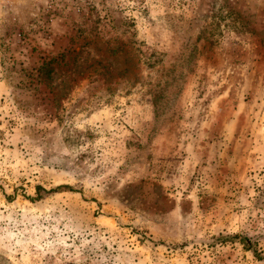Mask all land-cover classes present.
I'll return each mask as SVG.
<instances>
[{
  "label": "rangeland",
  "instance_id": "1",
  "mask_svg": "<svg viewBox=\"0 0 264 264\" xmlns=\"http://www.w3.org/2000/svg\"><path fill=\"white\" fill-rule=\"evenodd\" d=\"M0 264H264V0H0Z\"/></svg>",
  "mask_w": 264,
  "mask_h": 264
},
{
  "label": "trees",
  "instance_id": "2",
  "mask_svg": "<svg viewBox=\"0 0 264 264\" xmlns=\"http://www.w3.org/2000/svg\"><path fill=\"white\" fill-rule=\"evenodd\" d=\"M62 188H68V187L59 186L56 189H62ZM67 190L70 191L69 189H67ZM39 191H42V192H45V193L49 192V190L48 191H44L41 187L36 186L35 187V193H36L35 198H37V197L40 196L39 195ZM34 200H36V199H34ZM244 246L249 247V245L248 244H245V243H244Z\"/></svg>",
  "mask_w": 264,
  "mask_h": 264
}]
</instances>
